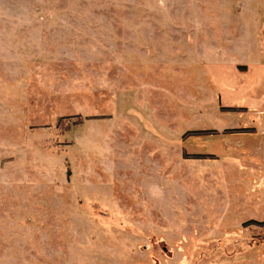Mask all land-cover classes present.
Returning <instances> with one entry per match:
<instances>
[{
  "label": "rangeland",
  "instance_id": "1",
  "mask_svg": "<svg viewBox=\"0 0 264 264\" xmlns=\"http://www.w3.org/2000/svg\"><path fill=\"white\" fill-rule=\"evenodd\" d=\"M261 60L264 0H0V264H264Z\"/></svg>",
  "mask_w": 264,
  "mask_h": 264
},
{
  "label": "crops",
  "instance_id": "2",
  "mask_svg": "<svg viewBox=\"0 0 264 264\" xmlns=\"http://www.w3.org/2000/svg\"><path fill=\"white\" fill-rule=\"evenodd\" d=\"M256 61H258V60H256ZM259 63V64H258ZM256 64V70H259V73H261V75L260 76H262L261 77V79H258V78H256L255 80V82L256 83H258L259 81H262V85H261V87L264 89V62L261 60L260 62H257V63H255ZM248 73H251V70H248L247 71ZM246 71H244V72H242L241 74H246L247 73ZM253 82V81H252ZM254 83V82H253ZM255 86H258V85H256L255 84ZM258 102L259 103H261V104H259V105H263V103H264V97L263 96H261V98H259V100H258Z\"/></svg>",
  "mask_w": 264,
  "mask_h": 264
},
{
  "label": "trees",
  "instance_id": "3",
  "mask_svg": "<svg viewBox=\"0 0 264 264\" xmlns=\"http://www.w3.org/2000/svg\"><path fill=\"white\" fill-rule=\"evenodd\" d=\"M233 133H240L242 132L241 130H236V131H232ZM195 134V133H194ZM253 224H257V223H253Z\"/></svg>",
  "mask_w": 264,
  "mask_h": 264
}]
</instances>
